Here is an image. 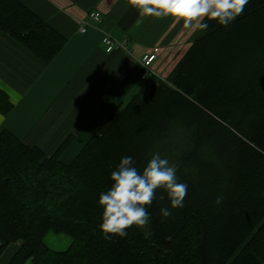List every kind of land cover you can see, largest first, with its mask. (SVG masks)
I'll return each instance as SVG.
<instances>
[{
    "label": "trees",
    "instance_id": "trees-1",
    "mask_svg": "<svg viewBox=\"0 0 264 264\" xmlns=\"http://www.w3.org/2000/svg\"><path fill=\"white\" fill-rule=\"evenodd\" d=\"M205 22L167 81L150 74L70 163L71 138L47 154L0 130V255L20 243L7 264H264V0L227 26ZM0 30L47 64L66 42L17 0H0ZM11 109L0 89V111ZM154 153L188 186L183 206L158 189L147 229L105 239L111 173L125 156L142 171ZM50 231L70 245L52 249Z\"/></svg>",
    "mask_w": 264,
    "mask_h": 264
},
{
    "label": "crops",
    "instance_id": "crops-1",
    "mask_svg": "<svg viewBox=\"0 0 264 264\" xmlns=\"http://www.w3.org/2000/svg\"><path fill=\"white\" fill-rule=\"evenodd\" d=\"M17 1L66 42L47 64L0 30V89L12 104L8 114L0 111V130L12 131L47 154L71 138L61 156L66 164L143 82V55L158 45L160 53L152 69L167 73L197 32L170 17H140L127 0ZM92 10L101 12V22L82 33L80 21ZM106 33L123 41L125 47L107 53L102 43ZM49 234L56 232L46 236ZM57 234L60 236L52 235L51 242L45 237V242L52 249L65 250L72 239ZM19 246L9 245L0 255V264H7ZM25 264L33 263L29 259Z\"/></svg>",
    "mask_w": 264,
    "mask_h": 264
},
{
    "label": "clouds",
    "instance_id": "clouds-1",
    "mask_svg": "<svg viewBox=\"0 0 264 264\" xmlns=\"http://www.w3.org/2000/svg\"><path fill=\"white\" fill-rule=\"evenodd\" d=\"M248 0H127L140 17L167 18L182 22L185 29L204 32L209 28L205 20L227 26L246 7ZM111 186L99 196L102 208L99 225L105 239L125 237L132 226L147 229L150 214L147 207L156 198V191L163 189L170 200L171 209L183 206L187 185L178 182L177 168L167 159L154 153L142 171L134 166L131 156L121 158L116 170L111 173ZM161 200L164 199L162 195ZM223 197L214 201L221 204ZM162 217L171 215L169 208H161ZM146 235H150L146 231Z\"/></svg>",
    "mask_w": 264,
    "mask_h": 264
},
{
    "label": "built area",
    "instance_id": "built-area-1",
    "mask_svg": "<svg viewBox=\"0 0 264 264\" xmlns=\"http://www.w3.org/2000/svg\"><path fill=\"white\" fill-rule=\"evenodd\" d=\"M102 19L101 12L99 10H92L88 13L87 17L82 19L79 24L78 30L82 33L86 32L89 27H92L94 23H100ZM102 43L104 50L107 53H111L117 48H124L125 44L123 41L117 39L111 34H104L102 38ZM160 53V47L158 45L150 48L142 57V63L146 69L145 73L142 76V79L148 78L150 74L157 75L158 78L161 77L154 72L151 67L153 63L158 59Z\"/></svg>",
    "mask_w": 264,
    "mask_h": 264
},
{
    "label": "rangeland",
    "instance_id": "rangeland-1",
    "mask_svg": "<svg viewBox=\"0 0 264 264\" xmlns=\"http://www.w3.org/2000/svg\"><path fill=\"white\" fill-rule=\"evenodd\" d=\"M195 35H196V33H194L192 39H194ZM192 42H193V41H192ZM192 42H191V44H192ZM191 44H190V46H191ZM190 46H189V47H190ZM189 47H188V48H189ZM188 48L182 50V51L180 52V54L177 55V56L175 57V58H176V59H175V62L172 63V65H171V67H170V71H168L167 73H158L156 70L152 69V67H151V69H152L154 72H156V73L161 77V80H160V81H167V77H168L169 73H170L171 70L174 68L176 62H177V61L183 56V54L188 50ZM146 79H147V78H146ZM143 80H145V79H143ZM52 235H53V236H54V235L60 236V235H58L57 233H56V234H49V236H46L47 239L50 238V241H49V242H51ZM49 244H51V243H49ZM53 246H54V248H57V249H60V248H61L60 246H56V245H53Z\"/></svg>",
    "mask_w": 264,
    "mask_h": 264
}]
</instances>
